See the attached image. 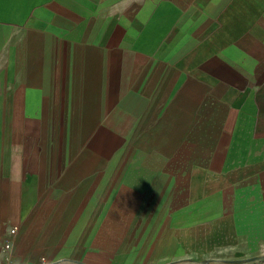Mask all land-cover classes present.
Masks as SVG:
<instances>
[{"label":"crops","instance_id":"0c3cea01","mask_svg":"<svg viewBox=\"0 0 264 264\" xmlns=\"http://www.w3.org/2000/svg\"><path fill=\"white\" fill-rule=\"evenodd\" d=\"M0 258L264 264V0H0Z\"/></svg>","mask_w":264,"mask_h":264},{"label":"built area","instance_id":"2783aa9c","mask_svg":"<svg viewBox=\"0 0 264 264\" xmlns=\"http://www.w3.org/2000/svg\"><path fill=\"white\" fill-rule=\"evenodd\" d=\"M11 232H13V230H11ZM9 245L5 244L4 245V249H8ZM0 264H12L11 261L9 259L6 258H0Z\"/></svg>","mask_w":264,"mask_h":264}]
</instances>
